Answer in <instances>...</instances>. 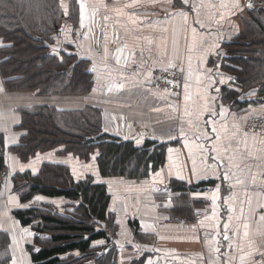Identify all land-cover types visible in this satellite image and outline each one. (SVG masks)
<instances>
[{
  "label": "crops",
  "instance_id": "0c3cea01",
  "mask_svg": "<svg viewBox=\"0 0 264 264\" xmlns=\"http://www.w3.org/2000/svg\"><path fill=\"white\" fill-rule=\"evenodd\" d=\"M71 1L60 0L64 22L53 50L90 61L91 91L84 96L6 92L0 78V134L6 147L20 139L16 128L22 108L48 105L72 111L93 106L102 111L107 133L137 147L168 144L165 163L147 179L135 181L103 178L97 152L84 161L57 148L23 161L9 151L0 188V237L7 236L8 248L0 259L8 257L12 264L14 255L16 264H34L29 247L37 252L35 240L51 237L22 226L15 211L49 205L66 213L70 202L63 198L38 194L22 202L13 182L16 174H38L50 163L68 166L76 181L91 176L107 186L115 230L109 234L113 248L102 256L111 254L115 264H253L264 252V136L243 127L250 117L264 115V97L258 88H239L226 69L225 45L241 34L251 11L264 8V0H75L77 27L69 18ZM249 3L252 7H245ZM213 42L219 47L209 52ZM157 67L183 74L180 95L154 87L151 75ZM119 84L124 87L118 89ZM221 103L224 118L218 115ZM211 120L214 125L206 123ZM182 197L190 203L188 217L174 216L181 212ZM196 210L203 215L195 217ZM107 245L105 240L92 243L97 250Z\"/></svg>",
  "mask_w": 264,
  "mask_h": 264
},
{
  "label": "trees",
  "instance_id": "16d2710c",
  "mask_svg": "<svg viewBox=\"0 0 264 264\" xmlns=\"http://www.w3.org/2000/svg\"><path fill=\"white\" fill-rule=\"evenodd\" d=\"M69 18L77 27L79 7L75 0L70 3ZM63 22L60 0H0V78L6 92L84 96L91 91L90 61L79 59L71 51L53 50ZM243 26L241 34L225 45L226 69L239 88H258L264 97V8L251 11L243 19ZM20 114L21 124L16 129L22 134L18 143L8 149L0 134V188L9 151L23 161L57 148L84 161L97 152L96 163L103 178L135 181L147 179L165 163L168 144L147 142L137 147L107 133L99 108L60 111L42 105L22 108ZM13 182L22 202L38 194L70 202L64 215L49 205L13 213L22 226L51 236L47 241L35 240L39 251L29 247L34 264H115L111 254L99 256L109 246L108 235L115 230L105 184L96 183L91 176L76 181L68 166L50 163L44 164L38 174H16ZM22 183L27 186L19 189ZM178 207L181 212L176 217H188L192 211L187 197L181 198ZM132 226L138 233L137 223L132 222ZM98 240L108 245L94 249L92 243ZM7 243V236L0 237V252L6 251ZM8 260L3 257L0 264Z\"/></svg>",
  "mask_w": 264,
  "mask_h": 264
},
{
  "label": "built area",
  "instance_id": "2783aa9c",
  "mask_svg": "<svg viewBox=\"0 0 264 264\" xmlns=\"http://www.w3.org/2000/svg\"><path fill=\"white\" fill-rule=\"evenodd\" d=\"M151 79L156 89L180 95L184 85V76L182 73L166 67H157L153 70ZM232 88L236 87L235 81L230 84ZM248 133H255L264 136V115H255L249 118L243 127ZM203 215L201 210L194 211V216L199 218ZM183 221H178L182 224Z\"/></svg>",
  "mask_w": 264,
  "mask_h": 264
},
{
  "label": "snow or ice",
  "instance_id": "6c2138e0",
  "mask_svg": "<svg viewBox=\"0 0 264 264\" xmlns=\"http://www.w3.org/2000/svg\"><path fill=\"white\" fill-rule=\"evenodd\" d=\"M183 3L188 4V3H189V0H183ZM192 7H193L194 10H196V11L198 12V9L196 8L195 5H192ZM222 7H224V6L222 5ZM232 7L237 8V7H238V3L232 5ZM245 7L251 8L252 5H251V3H249V4L245 5ZM239 9L242 10L241 6H239ZM181 14L183 15L184 13H181ZM81 19H83V5H81ZM197 22H199V21H197ZM202 26H203V25H202ZM193 31L195 32V30H193ZM218 47H219V44L216 43V42H213V43L209 46V52L211 51V48H218ZM54 51H55V50H54ZM217 55H219L218 52H217ZM212 83H214V82H213V81H209V84H212ZM219 83H220L221 85H223V84L225 83V79L222 77V78L219 80ZM116 87H117L118 89H122V88L124 87V85H123V84H119V85H116ZM109 91H111V88L109 89ZM215 92H216L217 94H219V93L221 92V89H220L219 87H217V88H215ZM249 95H251V94H249ZM219 99L222 100L223 97H219ZM208 108H209L210 111H215V109L212 108L211 104L208 105ZM218 115H219L221 118H224V117L226 116V112H225V109H224V106H223L222 103H221V105H220V107H219ZM209 122L212 123L213 125L215 124V120L206 121V123H209ZM212 131H213V132H216V128L213 127V128H212ZM217 139H220V137L217 136ZM169 151H171V149H170ZM224 151H225V152H228V151H229V147H225ZM224 178H225V179H228V175H227V173H225ZM217 191H219V189H217ZM194 195H195V194H194ZM38 199H39V198H38ZM213 200H215V196L213 197ZM227 238H228V237H227V235H226V236H225V239H227ZM217 251H218V249H217ZM259 257H260L259 259H257V260H253V264H264V252H260V253H259ZM12 264H16V259H15V256H14V255H13V258H12Z\"/></svg>",
  "mask_w": 264,
  "mask_h": 264
},
{
  "label": "water",
  "instance_id": "95a60500",
  "mask_svg": "<svg viewBox=\"0 0 264 264\" xmlns=\"http://www.w3.org/2000/svg\"><path fill=\"white\" fill-rule=\"evenodd\" d=\"M57 36H60L59 30L57 31ZM3 176H5V173ZM108 240L112 242V237L110 235H108ZM112 248H113V245L112 244L109 245L104 251H100L99 256H102L103 254H108L112 250Z\"/></svg>",
  "mask_w": 264,
  "mask_h": 264
}]
</instances>
